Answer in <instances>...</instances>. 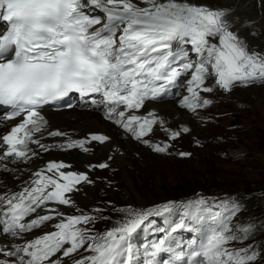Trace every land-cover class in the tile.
<instances>
[{
	"label": "snow or ice",
	"instance_id": "6c2138e0",
	"mask_svg": "<svg viewBox=\"0 0 264 264\" xmlns=\"http://www.w3.org/2000/svg\"><path fill=\"white\" fill-rule=\"evenodd\" d=\"M0 23L7 25L0 33V107L6 109L5 119L16 121L0 135L3 161L28 163L39 155L31 145L50 150L42 142L44 135L63 133L47 131L42 111L70 94H78L85 104L102 105L107 119L153 151L165 153L171 145L144 139L154 125L164 123L153 112L135 114L146 102L163 100L184 85V78L190 95L181 98V107L193 112L212 104L201 92L264 84V54L250 50L240 38L229 10L194 0H0ZM211 79L215 87L208 86ZM179 135L172 132L170 139ZM107 139L90 136L100 143ZM88 142L69 140L60 147L88 151ZM66 167L49 162L46 171L35 172V179L20 191L0 193V264H62V257L81 249L90 254L74 264H255L257 251L230 247L252 231L241 228L238 235L232 227L239 204L212 205L201 197L180 206L129 208L121 210L123 222L103 234L94 233L87 226L98 217L83 212L65 216L51 207L75 206L67 194L92 183L86 173L62 171ZM178 207L184 210L180 222L142 250L136 246L134 234L148 217L171 215ZM49 221H54L55 231L25 238ZM180 230L194 238L183 241L173 235Z\"/></svg>",
	"mask_w": 264,
	"mask_h": 264
},
{
	"label": "rangeland",
	"instance_id": "374dc122",
	"mask_svg": "<svg viewBox=\"0 0 264 264\" xmlns=\"http://www.w3.org/2000/svg\"><path fill=\"white\" fill-rule=\"evenodd\" d=\"M250 32L254 37H258L254 28H251ZM210 81L211 87H215V80ZM248 87L238 85L231 92L217 89L215 92L205 93L215 106L209 111L206 110L208 107L198 108L195 114V119L199 121L197 141L190 143L181 140L179 136L173 140L170 139V133L168 144L173 145L172 149L177 150V154L159 157L158 163L148 169L150 172L134 174L133 185L127 188L128 192L123 191V184H119L115 189L110 186L109 190L97 192L94 194V200L85 209H76L73 212L75 215L72 216H79L83 212L98 217L94 224H89L87 227L94 233L103 234L123 222L126 216L121 210L129 208L144 211L168 203L180 206L189 201L199 200L201 197L212 205L226 202L230 206L234 202L233 196L228 195L225 190L230 185L238 187L242 182L235 176L238 173L236 168L238 163L247 162L246 165L259 167L258 180H264V112L261 111L264 108V98H262L264 89L257 91ZM179 97L178 92L172 99L162 102L170 103ZM81 110L87 109L83 107ZM243 135H250V137L245 138ZM247 145L253 151H250ZM254 146L256 149H253ZM180 153H190V156L182 157ZM249 154L252 156L251 159L247 158ZM98 170L102 175L110 178L112 184L126 177L120 171L108 174L103 172L102 168ZM252 170V167L245 169L248 173ZM257 177L254 176L253 180ZM145 178L146 181H144ZM245 178L251 181L250 177L245 176ZM140 179L143 180L140 181ZM254 203L263 205L257 200H254ZM96 209L101 211L97 212ZM260 209L264 211V206ZM179 210L183 209L178 207L174 213ZM213 211L227 214L221 207H214ZM156 217L148 218L156 219ZM231 222L238 235H242L239 231L241 228L251 227L252 229L247 239L231 244V248L255 250L258 244H264V218L251 215V218L243 222L235 214ZM89 254L81 249L74 256L61 259L62 261L70 259L69 264H74L75 259ZM255 264H263L262 259L257 257Z\"/></svg>",
	"mask_w": 264,
	"mask_h": 264
},
{
	"label": "bare ground",
	"instance_id": "6f19581e",
	"mask_svg": "<svg viewBox=\"0 0 264 264\" xmlns=\"http://www.w3.org/2000/svg\"><path fill=\"white\" fill-rule=\"evenodd\" d=\"M195 3L209 6L213 9L229 10V15L233 17V28L242 40L249 46L250 50L264 54V0H194ZM254 28L258 37H254L250 29ZM186 81L180 87V97L173 102H148L143 111L139 114L147 116L150 112L155 113L158 120H162L163 126L159 124L153 126V130L148 134L147 138L155 144H168V136L172 132H179V138L187 142H194L199 139V121L195 119V114L198 109L193 112L187 108L181 107V98L190 95L186 91ZM208 86H212L209 80ZM248 87V86H245ZM252 90L264 89V84L256 83L248 88ZM201 96L206 97L204 92ZM264 98V96H262ZM215 103L207 106V111L213 108ZM81 106L77 105L70 111L54 113L44 110L43 113L48 118L47 131H59L63 133L61 136L44 135L43 143L50 147L49 151L39 149L37 146H31L39 155L28 163H17L15 161H3L0 158V193L18 192L25 187L27 183H31L35 179V172L47 169L49 162L64 163L68 167L62 169L65 172L86 173L89 175L92 183L80 184L77 187L78 192L68 193L75 201V206L58 207L65 216L75 215L73 212L76 209H85L86 206L95 198L97 192L110 188L115 189L119 184H123V191L128 192L127 188L133 185V175L150 172L151 169L158 163L159 157H170L177 154L178 151L173 145L169 147L165 153L153 151L151 147L140 140H136L132 134L121 129L117 124L107 121L100 110L82 111ZM264 112V108L261 109ZM10 123L0 118V135L8 131ZM188 129V131H183ZM104 135L108 139L104 143L98 141H90V136ZM40 135V134H38ZM88 140L86 147L88 151L81 148L62 149L61 145H66L69 140L79 141ZM170 145V144H168ZM107 163V168H102L103 172L108 174L117 173L118 171L125 174V179L113 183L107 176H104L98 170L99 164ZM7 165V171L5 170ZM97 166V167H92ZM51 176L52 173L46 172ZM143 179H140L142 181ZM146 181V178L144 179ZM110 188V189H111ZM98 197V196H97ZM184 210H179L167 218H160L158 223L166 224L169 218L181 217ZM54 221H49L47 226H43L39 231L26 234V239H34L43 235L46 232L55 231L51 225ZM186 232L187 236L184 235ZM141 231L137 230L134 234V241L141 240ZM162 234L159 238L163 237ZM175 235L183 241H188L194 238V234L187 231H179ZM22 243L23 241H18ZM140 244L137 247H141ZM70 259L62 261V264H69Z\"/></svg>",
	"mask_w": 264,
	"mask_h": 264
},
{
	"label": "trees",
	"instance_id": "16d2710c",
	"mask_svg": "<svg viewBox=\"0 0 264 264\" xmlns=\"http://www.w3.org/2000/svg\"><path fill=\"white\" fill-rule=\"evenodd\" d=\"M243 136L245 138L250 137V135ZM247 148L250 151H253L249 145H247ZM253 149H256V147L254 146ZM247 158L251 159V154L247 155ZM241 163L242 162L238 163V167H236L238 173L235 176L236 179L239 177L242 182L239 183L238 187L231 185L228 186V188L226 187L227 190L225 191L228 195L233 196L232 200L235 203L239 204V210L236 214L243 222H245L248 218H251V215H256L257 218H264V211H261L260 209L261 206H264V180L259 181L257 177L258 170H260V168L246 165L247 162ZM249 167H252L253 169L250 173L245 171V169ZM245 176L250 177L251 181H248ZM254 176H256L257 179L253 180ZM235 188H237V190ZM251 200H253V203H251ZM254 200L263 203V205H256ZM256 249L255 251L259 253L258 257L262 259V263L264 264V244H258Z\"/></svg>",
	"mask_w": 264,
	"mask_h": 264
},
{
	"label": "clouds",
	"instance_id": "9594fccd",
	"mask_svg": "<svg viewBox=\"0 0 264 264\" xmlns=\"http://www.w3.org/2000/svg\"><path fill=\"white\" fill-rule=\"evenodd\" d=\"M170 100V99H169Z\"/></svg>",
	"mask_w": 264,
	"mask_h": 264
}]
</instances>
